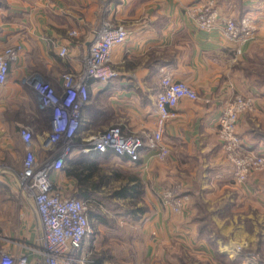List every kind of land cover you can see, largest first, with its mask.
<instances>
[{"label": "crops", "instance_id": "crops-1", "mask_svg": "<svg viewBox=\"0 0 264 264\" xmlns=\"http://www.w3.org/2000/svg\"><path fill=\"white\" fill-rule=\"evenodd\" d=\"M209 1L220 21L228 16L236 22L248 18L253 38L229 40L222 34L221 22L210 32L198 30L192 9ZM103 21L124 27L128 37L112 49L109 66L117 76L107 83L88 84L76 143L84 144L112 125L131 133L151 132L161 76L168 73L185 82L198 98L181 99L166 124L163 137L170 150L166 159L144 149L138 162L131 163L127 156L108 151L102 164L129 174L128 186L146 196L149 210L143 235H154L162 243L173 237L185 240L196 245L195 251L209 255L202 240L191 242L196 239L190 217L197 191L204 202L216 206L214 221L222 223L223 236L232 239L219 251L234 264H264L263 259L250 263L243 256L253 248L264 254V171H254L246 182L236 183L217 135L224 101L235 94L249 96L254 110L239 116L236 132L245 150L264 156V0H0V52L12 46L19 50L0 87V253H21L29 262L36 257L33 203L17 188L24 156L19 133L13 140L19 125L30 126L37 141L48 129V109L39 106L32 84L42 78L62 89V74L81 68ZM70 30L77 35L69 36ZM60 46L68 48L65 57L58 55ZM40 116L45 118L42 126ZM175 185L188 197L179 214L158 202L160 194ZM96 222L97 232H103V224ZM245 222L253 224L252 233ZM124 224L116 220L119 230ZM84 256L81 251L87 264Z\"/></svg>", "mask_w": 264, "mask_h": 264}, {"label": "built area", "instance_id": "built-area-1", "mask_svg": "<svg viewBox=\"0 0 264 264\" xmlns=\"http://www.w3.org/2000/svg\"><path fill=\"white\" fill-rule=\"evenodd\" d=\"M198 30L210 32L222 23V34L229 40L246 41L253 38L254 29L248 18L236 22L232 17L220 21V15L211 1L192 9ZM68 35H77L70 30ZM128 37L122 26L103 21L94 32L92 41L77 72L62 74V89H54L46 80L36 79L32 86L39 106L48 109V129L37 141L33 129L19 126L18 133L24 156L21 171L17 174L20 194L33 203L37 219L35 259L29 262L24 254L0 253V264H84L80 258L85 237L92 231L89 221V201L67 195L57 183L66 162L78 153L104 154L112 151L117 156H127L131 163L138 162L141 152L153 151L163 161L169 155V146L163 134L166 124L175 116L181 99L194 101L196 91L168 73L160 79V90L155 100V127L151 132L131 133L120 125H112L92 135L86 143L77 144L75 138L80 126L81 109L88 101V84L91 81L107 83L117 76L109 66L112 49L122 45ZM58 55H68V48L60 46ZM19 57L18 48L6 47L0 52V87L7 79L10 65ZM254 110L253 99L235 94L225 100L217 119V135L230 164L236 183H244L254 171H264V156L245 150L236 132V123L242 113ZM179 191L180 187L173 188ZM187 195L169 192L163 195L165 203L174 212H180Z\"/></svg>", "mask_w": 264, "mask_h": 264}, {"label": "rangeland", "instance_id": "rangeland-1", "mask_svg": "<svg viewBox=\"0 0 264 264\" xmlns=\"http://www.w3.org/2000/svg\"><path fill=\"white\" fill-rule=\"evenodd\" d=\"M44 119L40 116L38 126L43 125ZM19 126L13 131L14 141H17ZM75 155L73 154V156ZM67 167L69 166L67 165ZM98 168L90 178L93 182H99L94 199L89 201L91 210L89 221L92 232L85 237L81 250L87 260L98 261L99 264H228L229 258L226 257L227 260L222 258L219 249H224L232 239L224 237L222 223L214 221L216 206L204 202L202 197L196 194L197 191H194L193 194L195 199L194 205L191 206L193 211L190 217V223L195 226L194 236L196 239L191 242L196 244L198 240H202L210 249L209 255L195 251L197 250L196 245H187L185 240L181 242L178 238L173 237L162 243V241L154 239V235L150 237H147L146 234L143 235L142 225L149 210L146 204V196L138 188L137 190H129V194L125 198L116 197L115 192L128 185L131 176L118 168L103 165L102 162L99 163ZM57 183L67 195L76 196L75 182L67 178L65 172L60 173ZM175 186L163 191L158 202L174 214H179L187 202L180 212H174L172 206L165 203L163 199V195H167L169 192L174 195L185 194L181 188L179 191L174 190ZM116 220H121L127 225L124 224L119 230L120 226L116 225ZM132 220H136V222L132 223ZM95 221L103 224L105 229L102 230L103 232H97V222L95 223ZM244 226L249 233L253 232L254 227L251 222H245ZM115 227L118 228L113 230ZM260 240L259 238L257 243H260ZM250 245L254 246V244ZM149 246L150 249H148ZM247 251L248 253L243 256L248 257L250 263L260 259L264 260V254L262 257V255L254 252V248Z\"/></svg>", "mask_w": 264, "mask_h": 264}, {"label": "trees", "instance_id": "trees-1", "mask_svg": "<svg viewBox=\"0 0 264 264\" xmlns=\"http://www.w3.org/2000/svg\"><path fill=\"white\" fill-rule=\"evenodd\" d=\"M43 113V112H41ZM108 152L104 154L95 153H77L71 157L65 164L63 172L69 179L74 180L76 186V198L86 199L88 201L94 199L95 191L99 182L91 181L92 173L99 169V163L103 162ZM67 165L69 167H67ZM101 177V176H100ZM99 177V178H100ZM103 178V177H102ZM131 179V178H130ZM129 190H135V186H123L119 191L115 192L116 197L125 198L129 194ZM186 194V193H185ZM91 211V210H90ZM90 213V212H89ZM221 255V254H220ZM226 259L225 255H221ZM227 260V259H226ZM228 264H234L233 261L227 260ZM87 264H99L98 261L88 260Z\"/></svg>", "mask_w": 264, "mask_h": 264}]
</instances>
